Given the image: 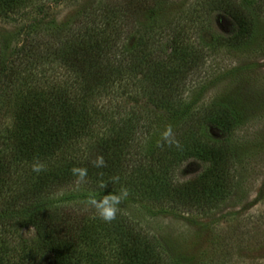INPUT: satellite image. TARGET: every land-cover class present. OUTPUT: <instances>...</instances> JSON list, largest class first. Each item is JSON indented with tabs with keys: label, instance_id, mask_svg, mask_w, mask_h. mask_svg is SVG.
Here are the masks:
<instances>
[{
	"label": "trees",
	"instance_id": "1",
	"mask_svg": "<svg viewBox=\"0 0 264 264\" xmlns=\"http://www.w3.org/2000/svg\"><path fill=\"white\" fill-rule=\"evenodd\" d=\"M29 1L0 0V18L12 22L24 20L27 15L20 16L19 12ZM214 3L215 10L223 13L234 27L229 36L221 38L220 44L245 48L256 36L263 3L259 0H216ZM127 4L154 11L160 0H129ZM45 8L38 4L33 9L37 18L29 24L32 27L28 34L32 33V36H26L16 49L11 51L6 47L7 39L0 36V108L11 113L17 95L22 94L21 110L11 126H5L0 109V264H45L48 257H53L55 264H79L78 256L97 254L105 238L107 245L111 240V248L118 245V256L123 259L119 261L121 264H180L159 251L157 242L145 237L132 221L127 224L116 217L111 222H104L94 210L85 212L77 205L65 206L59 201L52 204L51 200L61 195L60 192L71 183H82L90 188L104 183L103 189L110 190L122 182L130 188L144 187L148 195L156 198L171 196L179 207L189 212H210L224 203L236 187L231 141L240 127L237 113L225 103L201 107L186 120L183 126L187 130L181 139L175 136L179 148L160 139L152 153L142 156L132 150L135 142H140L142 130L146 129L139 124L144 119L130 118L120 122L116 132L97 140L86 160H69L68 151L86 144L87 138H93L98 127L106 123L100 114L99 100H96L101 94L114 90L117 84L132 92L147 91L137 82L132 83V79L134 74L136 77L148 74L145 81L149 82V88L166 90L164 96L157 95V106L166 112V116L178 118L183 102L173 93L180 92L184 82L175 77V73L183 75L194 65L173 71L178 67L155 61L152 52L155 46L143 40L141 44L138 40L135 45L138 53L132 50L141 61L135 62L134 56H130L131 49L126 48L129 46L124 43V36L105 33L98 36L92 29L82 32L78 28L79 22L66 30L55 28L54 23H48L42 17ZM131 15L124 14L123 17ZM47 31L53 36H47ZM62 32L76 35H69V42H59L72 48H61L58 54L62 63H67V69L76 70L75 77L79 82L74 85L62 86L47 68V62L54 56L50 50L52 40ZM124 35H127L125 31ZM171 41L184 45L180 39L175 41V36ZM263 50L264 47L261 49L264 53ZM174 51L173 48L167 59L173 60L174 64L175 61L181 63L183 60L177 50L176 54ZM69 87L72 89L68 90ZM205 126L219 131L220 139H207ZM157 149L165 152H159L156 158L153 151ZM97 156H103L105 167L94 166ZM190 156L207 164V169L188 183L172 186L171 171L178 167L179 157L182 162L181 159ZM142 157L146 159L144 162ZM35 164H42L43 170L33 172ZM73 169L87 170L83 181ZM115 177H119V182L111 183ZM156 188L161 190L156 192ZM110 193L114 192H100L102 195ZM112 224L117 228L112 230ZM19 228H32L37 235V240L22 250L14 245L12 238L3 235L6 230L17 232ZM90 258V263L100 264L98 258Z\"/></svg>",
	"mask_w": 264,
	"mask_h": 264
},
{
	"label": "rangeland",
	"instance_id": "2",
	"mask_svg": "<svg viewBox=\"0 0 264 264\" xmlns=\"http://www.w3.org/2000/svg\"><path fill=\"white\" fill-rule=\"evenodd\" d=\"M128 1L30 0L19 12L20 16L27 15L24 20L12 22L0 18V36L7 39L4 44L11 51L19 47L26 36H32V33L28 34L32 27L29 24L37 18L33 9L40 4L46 7L42 17L46 22L54 23L55 28L66 30L73 23L77 26L79 22L78 28L82 32L92 29L98 36H103V33L124 36L125 41L119 38L129 46L126 48L131 49L130 56H134L132 59L135 62L141 61L132 50H136L138 40L140 44L143 40L144 43L150 42L155 46L152 51L155 61L178 67L173 68V71L179 72V69L182 70L187 65H194L191 66L192 69L187 68L183 75L175 73V77L182 78L184 82L182 90L173 93L183 102L178 118L174 115L166 116V112L157 106V95L164 96L166 90H157L152 86L149 88V82L145 81L148 74L137 77L134 74L132 83L137 82V85L147 91L140 89L132 92L124 90L122 84H117L114 90L104 92L96 98L102 107L100 114L106 123L98 127L93 138H87L86 144L68 151V158L74 162L86 160L96 142L116 132L115 128L120 122L136 117L144 119L139 124L142 123L146 129L137 134H140L141 143L135 142L132 152L147 155L157 147L160 134L167 126H171L174 136L181 139L187 130L183 125L192 114L201 107L225 103L235 110L240 122L231 141L236 168L235 190L218 208L202 214L182 209L171 196L156 198L148 195L144 187L130 188L122 182L110 190L71 183L60 192L61 195L51 200L52 204L59 201L65 206L77 205L85 212H92L95 209L87 203L89 193L98 192L102 197L100 192L119 193L124 188L128 196L119 205L116 217L124 219L127 224L129 221L136 224L142 234L155 240L159 251H163L171 260L179 261L180 264H264V53L261 51L264 47V0H259L263 3V14L259 19L256 36L242 49L220 44L221 38L229 36L234 27L223 13L215 10L216 0H160L154 11H146L144 7H129ZM128 11L132 15L123 17L124 14L130 15ZM124 31L127 35H124ZM49 32H46L47 36H53ZM69 35L62 32L60 36H56L57 39H51L53 44L50 50L54 56L50 57L51 62H47V68L62 82V86L79 82L78 77H75L76 70L67 69V63L64 60L65 64L62 63L58 56L61 48H72L68 44L62 46L59 43L71 41L68 40ZM174 36L175 41L180 39L184 42L183 47L171 41ZM173 48L175 54L177 50L180 60H183L181 63L175 61L174 64L173 60L167 59ZM21 96L22 94L17 95L11 113L6 108H0L5 126H11L15 122L21 110ZM183 110L185 113L182 114ZM146 121L151 123L147 124ZM204 128L207 139H220L219 131L209 126ZM159 152L165 150H154L153 156L157 158ZM142 158L144 162L146 159ZM147 159L149 161V157ZM181 161L179 157L178 167L171 171L172 186L188 183L207 169V164L194 156ZM160 190L156 188L155 191ZM111 228L114 230L117 226L112 224ZM3 235L12 238L19 250L37 240L32 228H19L17 232L6 230ZM106 239L101 243L100 238L101 246L97 249V254L78 256L79 264H93L89 261L90 257H95V260L98 258L100 264H121L118 245L111 248V240L107 245ZM45 264H55V260L48 257Z\"/></svg>",
	"mask_w": 264,
	"mask_h": 264
},
{
	"label": "clouds",
	"instance_id": "3",
	"mask_svg": "<svg viewBox=\"0 0 264 264\" xmlns=\"http://www.w3.org/2000/svg\"><path fill=\"white\" fill-rule=\"evenodd\" d=\"M161 139L169 146L180 147L179 142L175 139L173 130L171 126H167L160 134ZM94 166L97 168L105 167V160L103 156H97L94 161ZM33 172L39 173L43 170L42 164L33 165ZM73 172L78 174L80 181H83L86 177V169H73ZM119 177H115L111 183L117 182ZM101 189L105 187L104 183L99 185ZM128 196L126 189L122 188L119 193H110L108 195H103L102 197L99 193L91 192L88 194L87 203L91 205L97 214V217L104 222H111L116 218L118 207Z\"/></svg>",
	"mask_w": 264,
	"mask_h": 264
}]
</instances>
